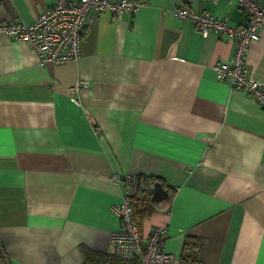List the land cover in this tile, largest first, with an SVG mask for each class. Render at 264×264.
<instances>
[{
	"label": "crops",
	"instance_id": "0c3cea01",
	"mask_svg": "<svg viewBox=\"0 0 264 264\" xmlns=\"http://www.w3.org/2000/svg\"><path fill=\"white\" fill-rule=\"evenodd\" d=\"M51 2L0 0V22H31ZM178 5L246 20L237 0H142L89 14L78 59L43 66L0 32V264L113 254L111 205L125 192L114 174L173 188L141 238L164 225V250L188 264H264V109L215 76L233 42L198 34ZM246 64L264 83V28Z\"/></svg>",
	"mask_w": 264,
	"mask_h": 264
},
{
	"label": "built area",
	"instance_id": "2783aa9c",
	"mask_svg": "<svg viewBox=\"0 0 264 264\" xmlns=\"http://www.w3.org/2000/svg\"><path fill=\"white\" fill-rule=\"evenodd\" d=\"M142 4V0H52L31 22H0V32L10 38L25 42L37 55L40 65L75 61L80 55L85 23L89 14L108 11L118 14L122 11L133 13ZM237 5L245 12V23L230 26L223 19L214 17L207 10H198L185 5L172 9L176 18L189 22L200 35L209 32L225 34L233 42V53L229 61H217L213 64L215 76L219 79L227 76L232 86L251 94L258 105L264 109V83L248 75L246 53L252 42L260 37L264 28V4L257 0H237ZM85 85V81L81 82ZM79 83L70 86L71 94ZM77 105V98H72ZM97 128H94V132ZM137 175L114 174L113 181L123 184L125 192L121 199L111 205V210L119 221V228L110 233L112 253L117 258L135 261L136 264H188L179 256L164 250L162 235L166 226L159 225L150 229L141 238L134 218L135 204L132 196L136 192Z\"/></svg>",
	"mask_w": 264,
	"mask_h": 264
},
{
	"label": "trees",
	"instance_id": "16d2710c",
	"mask_svg": "<svg viewBox=\"0 0 264 264\" xmlns=\"http://www.w3.org/2000/svg\"><path fill=\"white\" fill-rule=\"evenodd\" d=\"M173 188L158 176L146 175L142 178L140 188L136 187V192L132 196L135 204L134 218L138 226L152 212L170 201ZM186 245V243H185ZM196 246V244H193ZM182 259V258H181ZM84 264H136L135 261H126L117 258L113 254L101 253L93 254Z\"/></svg>",
	"mask_w": 264,
	"mask_h": 264
}]
</instances>
